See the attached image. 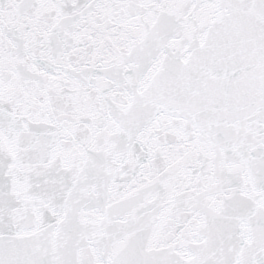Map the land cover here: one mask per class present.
Wrapping results in <instances>:
<instances>
[{"label":"snow or ice","instance_id":"6c2138e0","mask_svg":"<svg viewBox=\"0 0 264 264\" xmlns=\"http://www.w3.org/2000/svg\"><path fill=\"white\" fill-rule=\"evenodd\" d=\"M0 264H264V0H0Z\"/></svg>","mask_w":264,"mask_h":264}]
</instances>
